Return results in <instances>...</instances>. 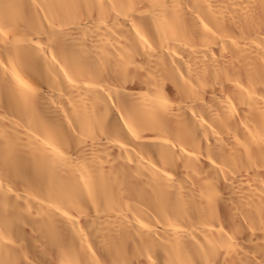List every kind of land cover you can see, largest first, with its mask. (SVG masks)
<instances>
[{
    "label": "bare ground",
    "instance_id": "1",
    "mask_svg": "<svg viewBox=\"0 0 264 264\" xmlns=\"http://www.w3.org/2000/svg\"><path fill=\"white\" fill-rule=\"evenodd\" d=\"M264 0H0V264H262Z\"/></svg>",
    "mask_w": 264,
    "mask_h": 264
},
{
    "label": "snow or ice",
    "instance_id": "2",
    "mask_svg": "<svg viewBox=\"0 0 264 264\" xmlns=\"http://www.w3.org/2000/svg\"><path fill=\"white\" fill-rule=\"evenodd\" d=\"M262 264H264V262H262Z\"/></svg>",
    "mask_w": 264,
    "mask_h": 264
}]
</instances>
